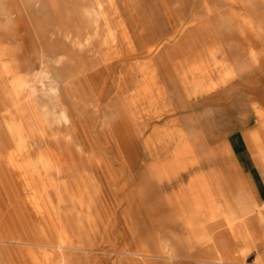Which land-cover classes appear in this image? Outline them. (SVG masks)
Masks as SVG:
<instances>
[{
  "label": "rangeland",
  "instance_id": "obj_1",
  "mask_svg": "<svg viewBox=\"0 0 264 264\" xmlns=\"http://www.w3.org/2000/svg\"><path fill=\"white\" fill-rule=\"evenodd\" d=\"M170 248L264 264V0H0V264Z\"/></svg>",
  "mask_w": 264,
  "mask_h": 264
},
{
  "label": "bare ground",
  "instance_id": "obj_2",
  "mask_svg": "<svg viewBox=\"0 0 264 264\" xmlns=\"http://www.w3.org/2000/svg\"><path fill=\"white\" fill-rule=\"evenodd\" d=\"M259 114V116L256 118V122L258 123H261V120H262V118H261V116H262V113H258ZM63 120V119H62ZM206 126V125H205ZM240 127V126H239ZM227 132V131H226ZM234 133V132H233ZM227 134V133H226ZM212 135V134H211ZM219 135V134H218ZM224 135V134H223ZM213 137V136H212ZM210 138V137H209ZM224 138V137H223ZM210 140V139H209ZM215 140V139H214ZM180 179H182L181 177H180ZM174 187V184L172 183V182H170V184H166L165 185V189H172ZM163 188V187H162ZM221 195H222V193H220L219 195H218V197L219 198H221ZM227 203V202H226ZM228 204V203H227ZM226 204V206H224L226 209L227 208H230L231 206L228 204L227 205ZM219 235L218 234H216L215 235V239L216 240H219ZM219 245V244H218ZM169 252H168V256L166 257V259H169L171 262H172V264H174V262L175 261H179V262H184V260L183 259H180L179 258V253L177 252V253H174L173 252V250L170 248L169 250H168ZM180 251V250H179ZM178 263V262H177ZM177 263H175V264H177ZM178 264H182V263H178ZM188 264V263H187Z\"/></svg>",
  "mask_w": 264,
  "mask_h": 264
}]
</instances>
